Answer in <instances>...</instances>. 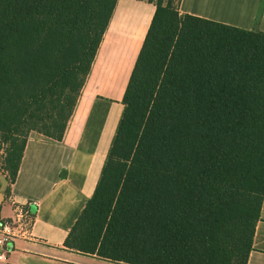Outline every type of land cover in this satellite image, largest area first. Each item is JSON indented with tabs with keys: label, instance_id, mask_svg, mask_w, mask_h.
Masks as SVG:
<instances>
[{
	"label": "trees",
	"instance_id": "16d2710c",
	"mask_svg": "<svg viewBox=\"0 0 264 264\" xmlns=\"http://www.w3.org/2000/svg\"><path fill=\"white\" fill-rule=\"evenodd\" d=\"M156 10L65 244L132 264H247L264 198V32ZM117 0H0V176L61 140Z\"/></svg>",
	"mask_w": 264,
	"mask_h": 264
},
{
	"label": "crops",
	"instance_id": "0c3cea01",
	"mask_svg": "<svg viewBox=\"0 0 264 264\" xmlns=\"http://www.w3.org/2000/svg\"><path fill=\"white\" fill-rule=\"evenodd\" d=\"M182 13L264 32V0H181ZM148 0H117L82 93L61 140L30 133L22 162L0 202V220L17 206L33 215L8 264H132L66 246L99 181L131 73L153 19ZM247 264H264V198Z\"/></svg>",
	"mask_w": 264,
	"mask_h": 264
},
{
	"label": "built area",
	"instance_id": "2783aa9c",
	"mask_svg": "<svg viewBox=\"0 0 264 264\" xmlns=\"http://www.w3.org/2000/svg\"><path fill=\"white\" fill-rule=\"evenodd\" d=\"M33 215L31 204L26 207L17 206L15 218L0 220V264H8V254L14 246V241L24 233L23 226L27 225Z\"/></svg>",
	"mask_w": 264,
	"mask_h": 264
},
{
	"label": "water",
	"instance_id": "95a60500",
	"mask_svg": "<svg viewBox=\"0 0 264 264\" xmlns=\"http://www.w3.org/2000/svg\"><path fill=\"white\" fill-rule=\"evenodd\" d=\"M1 186H0V202L4 199V190H6V186L8 184V179L4 176H0Z\"/></svg>",
	"mask_w": 264,
	"mask_h": 264
},
{
	"label": "rangeland",
	"instance_id": "374dc122",
	"mask_svg": "<svg viewBox=\"0 0 264 264\" xmlns=\"http://www.w3.org/2000/svg\"><path fill=\"white\" fill-rule=\"evenodd\" d=\"M180 0H176V2H178ZM155 4V3H154ZM156 6V5H155ZM179 9L181 10L180 6H179ZM0 186H1V181H0ZM7 190H4V194L6 193Z\"/></svg>",
	"mask_w": 264,
	"mask_h": 264
}]
</instances>
